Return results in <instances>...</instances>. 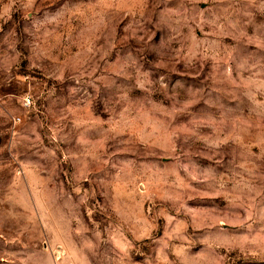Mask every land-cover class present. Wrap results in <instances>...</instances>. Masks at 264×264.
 <instances>
[{"label":"rangeland","instance_id":"obj_1","mask_svg":"<svg viewBox=\"0 0 264 264\" xmlns=\"http://www.w3.org/2000/svg\"><path fill=\"white\" fill-rule=\"evenodd\" d=\"M27 255L264 264V0H0V264Z\"/></svg>","mask_w":264,"mask_h":264},{"label":"crops","instance_id":"obj_2","mask_svg":"<svg viewBox=\"0 0 264 264\" xmlns=\"http://www.w3.org/2000/svg\"><path fill=\"white\" fill-rule=\"evenodd\" d=\"M36 250H40V249H36ZM23 263L28 264H70V258L66 255H62L60 256L58 259L52 256H48L44 259L38 258L37 256H23Z\"/></svg>","mask_w":264,"mask_h":264},{"label":"built area","instance_id":"obj_3","mask_svg":"<svg viewBox=\"0 0 264 264\" xmlns=\"http://www.w3.org/2000/svg\"><path fill=\"white\" fill-rule=\"evenodd\" d=\"M27 101L29 102V99H27Z\"/></svg>","mask_w":264,"mask_h":264}]
</instances>
